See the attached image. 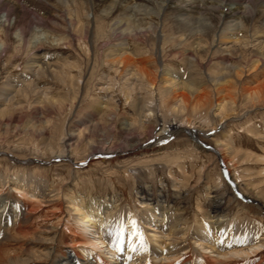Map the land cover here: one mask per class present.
<instances>
[{
  "label": "rangeland",
  "instance_id": "rangeland-1",
  "mask_svg": "<svg viewBox=\"0 0 264 264\" xmlns=\"http://www.w3.org/2000/svg\"><path fill=\"white\" fill-rule=\"evenodd\" d=\"M86 8L87 11L80 9L77 13L80 18L87 16L90 21L87 39L80 32L77 34L74 15H70L73 18L70 25L68 20L60 17L59 10L55 11L54 18L57 17L58 21L52 24L53 28H36L43 41L29 34L31 46L38 47L27 45L18 49L14 34H1L7 47L0 54V181L18 176L24 178L29 187L38 185L54 198L41 200L39 206L35 199L12 190L8 183L2 194L18 203L31 199L37 204V210L29 216L33 226L29 235L19 237L18 243L10 241L6 244L4 238L7 235L0 230V264H8L6 259L12 254L6 251L19 252L23 259H27L26 255H32L29 254L31 250L39 253L50 248L55 255L46 259L48 261L36 263L55 264L56 260L62 259L61 254L68 250L65 243L69 232L63 222L53 228L59 222L54 214L59 204L64 206L70 199H77L85 209L101 206L102 212L105 211L106 215L110 212L118 226L132 221L137 222L138 227L143 225V216L160 203L166 206V212L170 210L181 216L189 225L196 219L197 223L205 222L210 226V216L218 215L215 219L233 222L236 237L264 233V53L257 54L253 48H243L232 54H217L215 49H206L193 56L187 42L188 46H182L189 49L187 52L176 44L162 57L160 45L148 36L145 45L147 50L150 49L149 54L156 58L158 69L151 67L155 77L146 78L139 65L126 69L110 63L105 56L108 53L104 51L119 44L136 51L143 46L140 47L135 39L113 41L107 35L109 20L98 14L93 17L92 7ZM70 9V13L77 10L75 7ZM29 17L34 21L31 14ZM255 21L247 23L240 34L264 38V26ZM170 27L165 25V40L170 39ZM41 53L60 57V61L51 64H57L52 72H35L37 68L28 65L33 56ZM162 60L167 68L181 75L182 82L202 85L201 89L204 88L208 95L203 98L205 103L201 110L199 108L196 112L194 108L201 95L190 96L189 108L181 99L158 95L157 87H161V82L157 71L163 68ZM63 63L69 66L64 67ZM142 107L151 109L145 112L151 115L145 118L150 121L148 135L153 136L157 124L191 122L190 125H201L204 131L216 125V130L211 133L215 136L207 131L208 135L199 133L200 141L208 147L200 149L195 145V139L184 130L171 136L160 151L95 158L82 168H76L70 162L53 160L54 155L62 151V142L67 135L73 136L68 144L79 155L74 158L77 161H81L89 149L131 148L134 143L130 136L138 134L140 126L135 127L133 133L121 130L120 126L123 122L137 123L144 119ZM214 150L223 153L230 179L224 177L222 163ZM57 195L63 199L59 201ZM215 198L220 201L217 210ZM75 219L69 220L75 222ZM50 231L61 234V243L50 244L45 240ZM95 232L92 228L79 234L89 236ZM11 234L13 230L9 232ZM120 235V231L115 233L117 239L122 237ZM158 237L169 241L166 236ZM193 246L201 250L198 244ZM96 251L104 254L107 260L117 259L118 254L110 252L106 246ZM187 252L184 250L181 254ZM200 252L215 256L210 250ZM140 257L133 254L129 264ZM152 261L166 262L163 257Z\"/></svg>",
  "mask_w": 264,
  "mask_h": 264
},
{
  "label": "bare ground",
  "instance_id": "bare-ground-1",
  "mask_svg": "<svg viewBox=\"0 0 264 264\" xmlns=\"http://www.w3.org/2000/svg\"><path fill=\"white\" fill-rule=\"evenodd\" d=\"M89 5L92 7L93 17L98 14L102 18L109 20L108 26H105L110 31H107V35L109 34L113 41L121 42L123 40L131 41L135 39L140 43L138 44L140 47L143 46L141 49H137L139 51L122 44L117 45V47H108L104 49L108 53L105 55L106 58H108L110 63L120 64L126 69L133 65L136 67L139 65L142 75L146 78L154 76V71L151 70V67H158L156 58L154 55L149 54L150 49L147 50L148 48L145 45V41L149 39L145 37L148 36H152L153 38H151L160 45L162 57L163 55L165 56L166 50L170 47L176 44L179 48L188 46L187 42L191 48V52L189 51V53L193 52V56H198L200 53L206 51V49H215L217 54L218 52H229V54H232L231 52L241 51L243 48H253L257 54L264 53V38L247 37L240 34L245 25L252 21L257 20L264 26V0H0V54H3L7 47V42L2 36L3 33L5 35L6 33L15 35V46L18 49L21 46H31V42L28 39L30 33L36 35L37 40L43 41L41 38L42 34L39 36L40 32L36 28L43 30L53 28L52 24L58 21L57 17L54 18L55 11L58 10L60 17L63 20H68V24L70 25L73 23V18H70V15H74L75 20H77L74 23V26L77 25V34L80 32L87 39L90 34L88 26L90 21L87 16L80 18V14L77 11L80 9L87 11L86 7ZM72 7L77 8V10L70 13V8ZM83 10L81 13H84ZM30 14L34 18V21L30 19ZM166 24L171 25L169 40L163 39L164 36H167L164 32ZM259 28L262 29V27ZM103 30L105 31L104 28ZM45 39L50 40L49 37H45ZM187 39H191V41ZM31 47L38 46L32 45ZM183 50L187 52L189 49ZM55 55L47 53L35 55L28 65L31 68H37L35 72L39 70L47 73L49 71L52 72L57 67L56 63L61 60L60 57L57 58ZM53 62L56 63L51 66ZM67 65L68 63H63L64 67H67ZM157 72L159 73L158 76L161 82V87H157L159 96L165 97L171 95L176 100L181 99L189 108L190 96H194L195 94L201 95L198 104L194 106L196 112L199 108L201 110L203 103H205L204 99L208 95L204 88L201 89L202 85L191 81H186L185 83V80L182 82L180 79L181 75L173 69L167 68L164 62L162 70ZM258 101L260 102V100ZM200 102L202 103L200 104ZM105 106L106 109H109L107 105ZM147 109L151 111L149 107L141 108L144 119L141 118L137 123L134 121L121 123L120 129L125 132H132L135 130V127L140 126L138 134H130V139L134 143L131 144V148L115 149L109 146L99 151L89 149L84 153L82 160L77 161L74 158H78L79 155L68 144L72 141L73 136L67 135L62 142V151L57 154L54 151L56 155H54V159L53 157L51 158L53 160L56 159V161L70 162L74 167L82 168L95 158L121 157L122 155H134L140 152L142 154H150L160 151L165 148L164 143L171 136H176L177 133L184 130L185 132L187 131L190 137L195 139L194 143L200 149L208 147L200 141L198 137L199 133L203 134L205 132V135L209 132V135L215 136V134L212 135L211 133L216 130V125L204 131L201 125L193 122L194 125H190L191 122H187L188 124L173 122L167 125H155L154 129L157 128V130L153 133V136L155 134L153 138V136L147 133V129L150 127V121L145 120L150 115H146ZM175 112L177 111L175 110ZM108 114L105 116L108 117ZM150 133L152 134V131ZM152 138L153 140L146 142ZM223 146L228 147L227 145ZM217 150L214 151L222 163L224 177L230 179L231 174L224 163V155ZM33 161L35 162V160ZM23 179L15 176L13 179L5 180L4 182L0 181V230L3 229V232L7 235L4 238L6 244L10 241L18 243L19 237H24L26 234L29 235V229L33 227L29 216L37 210L36 205L42 203L41 200L44 201L43 199L50 201L52 197L54 198V195H50L46 190L39 189L38 185L36 188L29 187L25 179ZM8 183L12 187V190L21 191L23 195L33 198L32 200L35 199L37 204L33 203L35 201L32 202L31 199L25 200L22 203L8 199V197L2 194ZM57 196L58 200L62 198L60 195ZM66 202L64 206L62 204L58 205L59 208H57L58 210L57 212L55 211L54 215L57 216L59 222L53 228L63 222L68 229L69 235L65 243L68 250L61 254L62 259L56 260L55 264H129L133 254L141 257L138 261L131 262L130 264H264V233L258 236H253L249 233L247 237H236L233 222H230L231 220L215 219L218 215L210 216V226L208 224L205 225V222L197 223L196 219L192 225H189L186 220L184 221L183 218H180L181 216L173 214L170 210L166 212V206L157 203L154 206L155 209L152 207V212L149 211L143 216V225L140 224L138 227L137 222L132 221L127 222L126 225L118 226L112 220L110 212L107 215L103 213L105 211L102 212L101 206L85 209L80 206L77 199H70ZM214 206L216 210L220 206V201L217 198H215ZM216 210L214 213L217 212ZM262 210H264V207ZM64 214L66 215L64 216ZM98 215L102 217H98ZM72 217L76 218L75 222L69 220ZM140 227L146 230V233ZM92 228L96 232L89 236L79 234L82 230L88 231ZM12 230L13 234L9 235V232ZM117 231H120V236H122L119 239L115 236ZM48 235L49 237L45 240L50 244L61 243L59 241L60 233L50 231ZM158 235L168 237L166 240L169 241H163ZM194 244H198L201 250H210L215 256L202 254L201 250L194 248ZM103 246H106L110 252L117 253V259L107 260L104 254L96 251V249L99 250ZM184 250H188V252L182 255L181 253ZM52 252L54 250L50 248H46L41 252L39 251V253H34L31 250L29 254H32L34 257L26 255L27 259H23L21 257L23 255L19 252L15 254L12 251H6L10 255L12 254L6 260H8V264H34V262L35 264H39L36 262L49 260L53 254ZM127 252L131 253L130 256L127 255ZM218 256L222 259L218 258ZM157 257H163L166 262L155 263L152 261ZM32 260L36 261L32 262Z\"/></svg>",
  "mask_w": 264,
  "mask_h": 264
}]
</instances>
